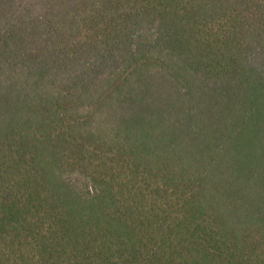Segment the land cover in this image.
Here are the masks:
<instances>
[{
  "label": "trees",
  "instance_id": "trees-1",
  "mask_svg": "<svg viewBox=\"0 0 264 264\" xmlns=\"http://www.w3.org/2000/svg\"><path fill=\"white\" fill-rule=\"evenodd\" d=\"M0 264H264V0H0Z\"/></svg>",
  "mask_w": 264,
  "mask_h": 264
}]
</instances>
